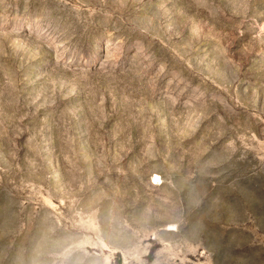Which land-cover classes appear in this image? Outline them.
<instances>
[{
  "label": "rangeland",
  "instance_id": "1",
  "mask_svg": "<svg viewBox=\"0 0 264 264\" xmlns=\"http://www.w3.org/2000/svg\"><path fill=\"white\" fill-rule=\"evenodd\" d=\"M0 264H264V0H0Z\"/></svg>",
  "mask_w": 264,
  "mask_h": 264
}]
</instances>
